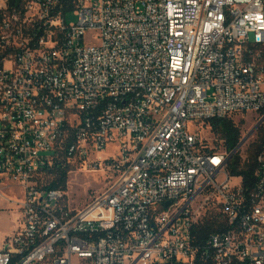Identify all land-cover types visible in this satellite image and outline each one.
<instances>
[{
	"label": "built area",
	"instance_id": "built-area-1",
	"mask_svg": "<svg viewBox=\"0 0 264 264\" xmlns=\"http://www.w3.org/2000/svg\"><path fill=\"white\" fill-rule=\"evenodd\" d=\"M238 114L264 119V0H0V264H264V151L245 189L200 129ZM77 164L116 178L81 209L47 183Z\"/></svg>",
	"mask_w": 264,
	"mask_h": 264
},
{
	"label": "rangeland",
	"instance_id": "rangeland-1",
	"mask_svg": "<svg viewBox=\"0 0 264 264\" xmlns=\"http://www.w3.org/2000/svg\"><path fill=\"white\" fill-rule=\"evenodd\" d=\"M66 21L67 23L76 22L77 18L73 13H69ZM97 37L98 35L96 33L87 34V40L90 42L96 41L98 39ZM262 119L263 115L256 114H238L231 117L235 126L241 131L242 141L245 139L248 140V143L243 146L242 150H239L243 162L248 159L252 145L258 141L260 136L259 129L262 125L259 126V124ZM256 128L257 130L254 132ZM200 129L206 146L216 148L219 151L224 149L223 140L211 131L209 124L202 126ZM189 130L193 134L197 133V125L190 123ZM112 153L111 150H106L100 156L107 157ZM115 179V177L105 170H100L97 173H87L78 164L71 167L66 192L72 208L81 209L95 196L105 191ZM18 197H20L19 188L11 182H0V251L4 249L7 238L23 227L20 207L13 203ZM42 264L53 263L50 260Z\"/></svg>",
	"mask_w": 264,
	"mask_h": 264
},
{
	"label": "trees",
	"instance_id": "trees-1",
	"mask_svg": "<svg viewBox=\"0 0 264 264\" xmlns=\"http://www.w3.org/2000/svg\"><path fill=\"white\" fill-rule=\"evenodd\" d=\"M208 124L211 127V131L223 140V150L231 155L242 142L240 129L235 126L231 118L212 120ZM259 132L260 136L258 141L252 145L248 159L243 162L238 151L231 157L228 163L229 173L232 176L242 178L245 189L253 186L257 172V158L264 151V122L260 126ZM70 168L71 166H60L56 168L53 175L47 180L49 187L67 190ZM217 217L218 215L215 212L208 214L204 224L199 227L198 237L200 241L205 240L210 233L221 230L222 227L218 223Z\"/></svg>",
	"mask_w": 264,
	"mask_h": 264
},
{
	"label": "water",
	"instance_id": "water-1",
	"mask_svg": "<svg viewBox=\"0 0 264 264\" xmlns=\"http://www.w3.org/2000/svg\"><path fill=\"white\" fill-rule=\"evenodd\" d=\"M264 122V119L261 121V123L259 124V126L262 124ZM258 128V127H257ZM257 128L254 130V132L257 130ZM247 139H245V140H243L240 144H239V146L235 149V151L231 154V156H230V159H231V157L238 151V149L245 143V141H246ZM166 206H168V205H170V203L168 202V203H166L165 204Z\"/></svg>",
	"mask_w": 264,
	"mask_h": 264
}]
</instances>
